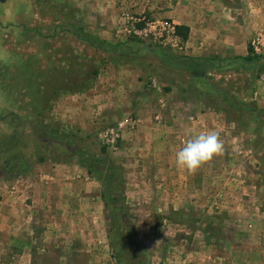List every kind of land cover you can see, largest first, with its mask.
<instances>
[{"label": "rangeland", "instance_id": "374dc122", "mask_svg": "<svg viewBox=\"0 0 264 264\" xmlns=\"http://www.w3.org/2000/svg\"><path fill=\"white\" fill-rule=\"evenodd\" d=\"M81 2L84 5L81 0H0V108L24 117L19 126L0 121V187L29 172L38 161L79 164L80 177L97 187L101 199L102 239L97 244L101 264H264V104L258 101L264 94L260 91L264 51L255 54L250 46L264 30V0H222L239 9L244 28L251 30L245 56L254 60L241 62L236 77L225 79L223 73L217 78L222 87L214 95L196 97L182 108L191 113L210 111L209 122L222 129L224 145L230 147L213 158L217 163L212 167L202 165L195 173L173 169L184 174L179 179L184 192L204 190V195L199 191L189 198L186 193L179 198L161 196L159 180L168 177L155 165L158 149L143 155L140 140L129 145L123 139L117 153L104 152L97 131L116 120H97L90 114L84 126L71 115L72 96L97 86L103 50L126 41L114 33L121 13L133 12L120 9L112 39H104L94 31L105 28H93L90 9L81 8ZM149 45L154 46L151 51L161 50L168 57L173 52ZM229 70L234 73L232 68L225 73ZM167 72L164 69L162 78L156 73L158 82L170 79ZM240 91L242 97L236 99L233 93ZM84 153L103 171L88 173L79 162ZM143 156L148 163L140 161ZM164 169L166 174L170 171ZM222 176L226 184H221ZM223 187L243 194L213 195ZM107 214L119 217L113 221ZM128 241L131 247L125 248ZM80 253L79 264H87L89 251ZM47 264H57L54 256Z\"/></svg>", "mask_w": 264, "mask_h": 264}, {"label": "crops", "instance_id": "0c3cea01", "mask_svg": "<svg viewBox=\"0 0 264 264\" xmlns=\"http://www.w3.org/2000/svg\"><path fill=\"white\" fill-rule=\"evenodd\" d=\"M81 1L84 3H80L81 8L90 9L93 28H105H94L96 36L104 39L111 38L122 8L136 13L147 11L145 13L152 17L171 18L176 25L189 28L185 49L171 51L169 57V53L151 51L143 44L128 40L123 45L103 50L105 59L98 73L97 86L87 94L72 96L74 111L71 115L84 126L90 114L97 120L133 117L135 125L127 128L124 139L129 145L134 139L140 140L141 154L156 149L161 152L159 158H154L155 165L168 177V180L162 177L159 180L163 186L161 196L179 198L186 193L189 198L200 194L199 191L204 195V190L199 189L184 192L180 187L183 182L179 180L184 174L173 169H178L175 152L182 147L185 130L191 128L199 132L216 128L212 126L215 123L209 122L213 114L207 110L191 113L188 108L187 111L182 108L185 104L189 107L196 97L216 93L222 87L217 78L223 73L225 79L236 77L242 68L241 57L248 52L247 38L251 30L244 28L238 16L239 9L222 0ZM228 68L234 73L232 70L225 73ZM164 69L168 70V80L160 79ZM156 73L160 74V83L155 79ZM154 79L153 87L151 81ZM167 85L170 89L165 91ZM233 95L236 99L242 97L241 91ZM259 98V103L264 104V94ZM59 105L62 108L61 101ZM142 137L147 142H142ZM225 149H230L228 144ZM141 159L148 163L144 156ZM215 163L217 160L212 159L204 166L210 164L212 167ZM164 168L170 171L166 174ZM81 169L75 162L42 160L7 186L2 184L0 264H47L48 258L53 256L57 264H79L77 256L83 250L89 251L87 264H101L97 245L99 231H102L101 199L97 187L80 177ZM190 177L188 175V179ZM203 177L204 182L206 177ZM219 179L221 184L227 183L226 177ZM191 182L189 179L187 183ZM221 194L236 197L243 191L226 187L214 190L213 195Z\"/></svg>", "mask_w": 264, "mask_h": 264}, {"label": "built area", "instance_id": "2783aa9c", "mask_svg": "<svg viewBox=\"0 0 264 264\" xmlns=\"http://www.w3.org/2000/svg\"><path fill=\"white\" fill-rule=\"evenodd\" d=\"M119 24L115 28V35L124 40H138L148 48H154L149 44H159L173 51L185 49L184 39L176 32V24L167 18H154L146 13H134L124 11L121 13ZM255 54L264 51V30L258 33L250 42ZM264 79V74L261 75ZM157 80V78H155ZM155 79L151 81L155 86ZM156 118H158L156 116ZM135 125L133 117L117 119L114 123L101 127L97 131V140L112 153L120 150V144L124 139L127 128Z\"/></svg>", "mask_w": 264, "mask_h": 264}, {"label": "clouds", "instance_id": "9594fccd", "mask_svg": "<svg viewBox=\"0 0 264 264\" xmlns=\"http://www.w3.org/2000/svg\"><path fill=\"white\" fill-rule=\"evenodd\" d=\"M221 132L222 129L219 128L199 132L186 129L182 147L175 152V165L188 173H195L214 157L223 155L225 145Z\"/></svg>", "mask_w": 264, "mask_h": 264}, {"label": "trees", "instance_id": "16d2710c", "mask_svg": "<svg viewBox=\"0 0 264 264\" xmlns=\"http://www.w3.org/2000/svg\"><path fill=\"white\" fill-rule=\"evenodd\" d=\"M176 32L182 37V39L186 40V38L188 37L189 28L185 25H176ZM128 41H135L138 43L140 42V41L134 40V39H128ZM263 58H264V55H263ZM241 59L243 60V63L250 62V61L254 60L253 57H251L250 55L249 56H242ZM23 120H24V117L14 113L10 110H5L4 108H0V121L6 123L8 126H17ZM77 150H78V148H77ZM102 150L105 152L106 148L103 146ZM83 155H84V158L82 160H80L79 162L81 163L82 166H85L88 173H93L94 169L98 172L103 171L102 168H96V166H94V161L89 160L90 156L88 153H84ZM99 162H101V161H99ZM110 169H111V167H110ZM104 205L105 206L107 205L106 200L104 201ZM107 217H109L111 220L115 221V219H117L119 216L107 214ZM123 239L125 240L126 238L123 237ZM129 244H130V242L128 244L126 242L123 245L125 246V248H126V246L131 247V244L130 245Z\"/></svg>", "mask_w": 264, "mask_h": 264}]
</instances>
